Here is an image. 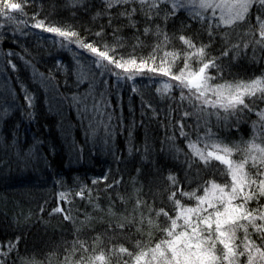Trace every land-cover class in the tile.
Returning <instances> with one entry per match:
<instances>
[{
  "label": "snow or ice",
  "instance_id": "snow-or-ice-1",
  "mask_svg": "<svg viewBox=\"0 0 264 264\" xmlns=\"http://www.w3.org/2000/svg\"><path fill=\"white\" fill-rule=\"evenodd\" d=\"M35 3L36 0H0V28L14 25V30L20 31L23 25L52 34L54 42L61 48L75 45L78 63L83 53L90 54L89 68L94 66L101 75L108 73L118 80L133 82L137 78H160L162 84L156 91L162 96H170L173 88L180 89L179 99L187 101L193 110L184 111L181 120L177 121L179 134L187 142V151L175 146L173 150L177 160L183 156L181 164L187 167L182 179L170 172L158 193H153L151 188L148 192L136 188L133 196L128 198L109 195L106 213L100 203L93 201L92 188L81 185L75 195L81 200L87 199L94 211L105 213L98 220L102 231L97 232L94 227L96 217L86 214L80 227L75 228L74 238L62 241V259L57 257L60 246L45 255L27 247L21 249L22 237L17 236L0 243V264H113V260L116 264H241L242 258H246L244 264H264V204L259 203L264 199V108L259 107L264 103V74L248 80L215 83L223 79L225 58L238 59L242 54L246 55L245 50L250 47L253 60L264 52V0H101L104 8L96 13V17L107 16L108 27L114 20L124 18L128 23L122 27L136 30L135 43L127 57L120 55V49L125 47L123 38L117 35L121 28L113 29L115 44L100 45L96 40L89 41L81 36L72 25L58 26L47 16L40 18V11L28 16L25 9ZM67 3L76 7L83 5L84 0H67ZM118 7L122 10L114 16L112 10ZM181 9L188 12L191 20L200 23L201 30L206 29L207 44H198L192 36L184 34L191 28L190 24H182L178 36L169 34V22L175 20ZM140 23L144 24L142 33ZM233 34L239 37L237 43L230 39ZM104 35L102 26L95 37ZM217 36L222 41L220 55L210 56L208 50ZM148 38L154 40L151 52L146 57L137 55L138 49L147 46L145 40ZM175 40L181 45L179 49L171 47ZM179 62L183 67L174 73L173 68ZM8 63L15 70L16 65L11 60ZM25 63L31 62L26 60ZM210 70H215V75ZM87 75V71L82 72V79ZM138 90L133 86V92ZM25 100L31 106L32 97L25 95ZM253 112L258 120L253 121L254 134L247 141L224 143L209 124L208 118L215 116L217 126L238 127ZM190 117H195V122L189 126L191 132H186L183 121ZM192 134H196L195 140L191 138ZM169 139L174 141L175 137ZM237 155L240 158L234 159ZM214 161L223 168L213 165ZM214 168L219 169L225 182L218 183L215 178L204 180L203 174ZM107 180L105 175L91 183L96 186ZM57 183L63 187L62 181ZM185 183L188 187L192 184L196 187L186 191ZM120 184V180L107 183L104 191L118 189ZM68 195L63 191L58 194L57 206L49 215L62 214L63 220L73 221L71 213H66L60 203H71ZM149 196L151 202L145 198ZM157 196L162 204L159 208L155 206ZM185 198L194 203L183 202ZM252 201H256L258 207L250 208ZM117 202L125 206L119 215L114 210ZM129 203L132 204L131 211L126 207ZM133 229L147 239H136L134 250L123 242L117 243L118 240H130ZM240 231L243 232L242 239L237 235ZM91 232L96 234L93 236ZM155 233L163 238L154 242ZM254 236L259 238V243Z\"/></svg>",
  "mask_w": 264,
  "mask_h": 264
},
{
  "label": "trees",
  "instance_id": "trees-1",
  "mask_svg": "<svg viewBox=\"0 0 264 264\" xmlns=\"http://www.w3.org/2000/svg\"><path fill=\"white\" fill-rule=\"evenodd\" d=\"M103 8L101 0H84L83 5L76 7L68 5L67 0H36L25 10L31 13L40 11V18L47 16L51 23L58 26L72 25L81 36L89 41L96 40L100 45L115 44L113 29L121 28L117 35L123 38L125 47L120 49V55L127 57L135 43L136 30L122 27L128 23L124 18L114 20L108 27L107 16L96 17V13ZM121 10L119 7L113 9V15ZM182 24L191 25L184 34L192 36L198 44L209 42L206 29L201 30L200 23L191 20L184 9L179 10L175 20L169 22V34H181L178 29ZM102 26L105 35L95 37ZM143 27L144 24L140 23L141 33ZM14 28V25L0 28V243L21 236V249L27 247L45 255L60 246L57 257L62 259V241L74 238L75 228L80 227L86 214L96 217L94 227L97 232L102 231L98 220L107 212L109 195L115 197L119 194L128 198L133 196L136 188L144 192L151 188L153 193H158L170 172L181 179L184 177L187 165L181 164L182 155L179 160L175 158L173 149L175 146L187 151V142L179 134L177 121L181 120L184 111L193 109L187 101L179 99L178 88H173L170 96L157 93V87L162 84L160 78L150 84L153 80L147 77L133 82L118 80L108 73L101 75L94 66L89 68L90 54L83 53L77 62L75 45L61 48L49 33L43 37L49 36L52 40L44 45L43 40L37 41L36 29L23 25L20 31ZM23 32L28 34L23 35ZM230 39L232 43H237L239 37L233 34ZM153 43V39H146L147 46L138 49L137 55L148 56ZM221 45V38L217 36L208 50L209 55L219 56ZM171 47L179 49L181 45L175 40ZM9 51L17 55L9 56ZM245 52L246 55L242 54L238 59L233 60L230 56L223 60V79L215 83L248 80L264 74V52L259 53L256 60L252 59L251 47ZM9 60L16 65L15 70ZM26 60L31 63L26 64ZM182 67L183 63L179 62L173 72L178 73ZM84 71L88 75L82 79ZM210 72L215 75V70ZM133 86L139 90L133 92ZM25 95L32 97L31 106ZM259 107L264 108V103ZM208 119L217 137L224 143L233 144L251 139L253 121H257L258 117L254 112L250 113L246 122L231 128L217 126L215 116ZM183 122L184 130L191 132L189 126L194 124L195 117ZM170 137H175V140ZM191 138L195 140L196 134H192ZM213 165L223 168L216 161ZM219 169L206 171L204 180L215 178L218 183L225 182ZM105 175L108 176L107 181L92 185L93 179H101ZM114 180L121 181L118 189L114 187L105 192V185ZM57 181H62L63 187ZM84 184L92 188L93 201L100 203L105 213L94 211L87 199L81 200L75 195ZM195 187V184L191 187L187 183L184 185L186 191ZM61 191L69 194L67 199L71 203H60L66 213H71L73 221L63 220L62 214L49 215L57 206L56 198ZM145 198L151 202L150 196ZM183 202L194 203L186 198ZM259 203L264 204V199ZM117 205L114 210L119 215L125 206L119 202ZM155 206H162L159 196ZM126 207L131 211L132 204ZM249 207L256 208L258 204L252 201ZM147 230L145 227V232ZM90 234L94 236L96 232ZM237 235L243 238L242 231ZM162 238L161 234L155 233L153 241ZM253 238L259 243L257 236ZM136 239L146 240L147 237H140L133 229L130 240H118L117 243L123 242L134 250ZM245 259H241V264ZM113 264H116L115 260Z\"/></svg>",
  "mask_w": 264,
  "mask_h": 264
},
{
  "label": "rangeland",
  "instance_id": "rangeland-1",
  "mask_svg": "<svg viewBox=\"0 0 264 264\" xmlns=\"http://www.w3.org/2000/svg\"><path fill=\"white\" fill-rule=\"evenodd\" d=\"M26 11V10H25ZM31 11V10H30ZM27 12V14L28 15H32V13L31 12H28V11H26ZM6 30V29H5ZM35 34H36V39H37V41L39 40V39H41V40H43L44 41V45H46V43H48L50 40H52V39H50V37L49 36H47V37H43L44 35H45V33H42L40 30H38V29H36L35 30ZM8 53H12L11 51H9ZM180 70V69H179ZM173 71H174V69H173ZM163 79H167V78H163ZM162 80V79H161ZM150 84H153L154 83V80L153 81H151V82H149Z\"/></svg>",
  "mask_w": 264,
  "mask_h": 264
}]
</instances>
